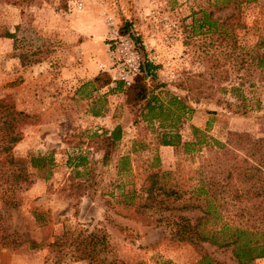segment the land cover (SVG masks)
<instances>
[{"label":"rangeland","instance_id":"1","mask_svg":"<svg viewBox=\"0 0 264 264\" xmlns=\"http://www.w3.org/2000/svg\"><path fill=\"white\" fill-rule=\"evenodd\" d=\"M13 1L0 0V27L17 36L0 37V101L27 114L15 157L26 161L31 154L51 155L53 164L48 178L27 164L34 183L20 191L19 206L5 207L0 196V264H53L57 255L48 244L75 228L104 229L107 249L101 257L117 264H193L202 251L237 264L230 249L203 243L201 250L173 240L159 214L141 215L107 204L100 195L117 194L115 180L139 184L155 155L153 169L178 168L187 177L204 151L190 156L158 145V122H134V110L121 92L113 91L116 80L104 66L99 73L112 78L107 87L98 88L81 76L78 69L89 71L104 58L105 37H78L77 29L91 24L98 38L105 36L101 21L107 12L120 28H132L145 59L157 67L161 91L189 99L193 112L180 125L183 140L191 137L192 125L222 141L228 131L259 138L264 137V68L259 64L264 0H68L65 8L60 0ZM80 42L83 55L75 49ZM116 125L123 135L110 160L103 164L101 151L94 153L99 182L94 194L68 195V155L90 149V134ZM127 153L131 170L118 174V157ZM223 219L222 214L211 218L206 229L220 227ZM59 264L80 263L63 254ZM254 264H264V257Z\"/></svg>","mask_w":264,"mask_h":264},{"label":"trees","instance_id":"2","mask_svg":"<svg viewBox=\"0 0 264 264\" xmlns=\"http://www.w3.org/2000/svg\"><path fill=\"white\" fill-rule=\"evenodd\" d=\"M68 0H60L66 7ZM249 1V0H240ZM33 3L36 0H17ZM212 23H209V27ZM19 26L17 25V29ZM121 33L129 34L137 48L145 56L139 45V37L128 25L120 28ZM0 37L16 39V32L0 27ZM264 68V55L259 59ZM156 65L145 58L141 71L133 81L124 85L116 80L113 91L121 92L125 104L134 110L138 120H156L162 130L157 134L158 145L173 146L177 152L192 156L200 154L196 167L187 177L178 168L153 169L154 156L149 162L142 181L115 180V194L100 193L105 202L121 205L134 212L146 215L157 213L170 227V237L198 246L203 243L217 248L230 249L237 264H254L255 259L264 257V137L252 138L247 132L228 131L224 141L207 134V130L191 126V137L183 140L180 125L190 117L193 108L188 97H181L167 89L161 91ZM96 87L112 83L107 73L94 77ZM98 113L94 112V115ZM27 114L14 108L11 102L0 101V196L7 208L21 204L20 191L34 183V172L29 167L43 171L44 177L51 175V155H30L21 161L13 153L14 146L22 139L21 124ZM123 135L122 127L116 125L111 130L93 132L88 136L90 149L70 153L67 167L70 169L68 195L92 196L98 186L95 170L96 151H101L100 161L106 164ZM134 150V149H133ZM118 174L131 170L130 154L120 155L117 161ZM109 197V198H108ZM91 198V197H90ZM224 217L220 227L206 229L207 222L213 217ZM107 235L104 229L86 232L83 229H67L62 235L48 244L56 252L59 264L63 254H71L80 264H117L118 260L106 261L101 254L107 249ZM193 264H227L207 252L202 251Z\"/></svg>","mask_w":264,"mask_h":264},{"label":"built area","instance_id":"3","mask_svg":"<svg viewBox=\"0 0 264 264\" xmlns=\"http://www.w3.org/2000/svg\"><path fill=\"white\" fill-rule=\"evenodd\" d=\"M104 21L107 29L105 41L108 65L103 68L112 74L114 80L128 85L139 75L142 59L146 57H143L129 34L121 33L119 23L115 18L106 15ZM141 44L139 42V45Z\"/></svg>","mask_w":264,"mask_h":264},{"label":"crops","instance_id":"4","mask_svg":"<svg viewBox=\"0 0 264 264\" xmlns=\"http://www.w3.org/2000/svg\"><path fill=\"white\" fill-rule=\"evenodd\" d=\"M107 12V11H106ZM106 15H110V13H106ZM105 16L103 15V17L105 18ZM116 20V19H115ZM118 23L119 21L116 20ZM105 27V30H106V33H105V36H101V38H98L96 35V31H95V26H92L91 24H87V25H84L83 28H79L78 27V31H77V36L79 37H87L89 36V38L93 39L94 41H103V38L105 37L106 38V34H107V29H106V25H105V21L103 19V21H101ZM80 44H82V42L79 43L78 46L75 47V49L81 53L82 55L84 54V51L82 49V47L80 46ZM102 53L104 54V58L98 60V64L96 65L95 68H89V71L86 67H83L81 69H78L79 72H81V76L85 77L86 79H94L95 76H97L99 73V69H103V67L101 66H107L108 65V56H107V44H106V41L104 42L103 44V48H102ZM93 70V71H92ZM90 72V73H89ZM108 85H105L103 87H107ZM98 88H102V87H98Z\"/></svg>","mask_w":264,"mask_h":264}]
</instances>
